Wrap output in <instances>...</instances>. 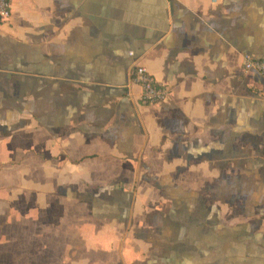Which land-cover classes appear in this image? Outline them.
Instances as JSON below:
<instances>
[{"label":"crops","instance_id":"0c3cea01","mask_svg":"<svg viewBox=\"0 0 264 264\" xmlns=\"http://www.w3.org/2000/svg\"><path fill=\"white\" fill-rule=\"evenodd\" d=\"M10 2L6 264H264V75L242 63L264 57V0ZM134 63L164 100L141 102Z\"/></svg>","mask_w":264,"mask_h":264},{"label":"built area","instance_id":"2783aa9c","mask_svg":"<svg viewBox=\"0 0 264 264\" xmlns=\"http://www.w3.org/2000/svg\"><path fill=\"white\" fill-rule=\"evenodd\" d=\"M12 15L10 0H0V23ZM133 53V51H130ZM244 69H255L264 75V57L250 52L243 53ZM130 80L140 86L139 98L142 103L154 104L164 100L169 93V86L158 81L148 67L141 63H134L130 69Z\"/></svg>","mask_w":264,"mask_h":264},{"label":"rangeland","instance_id":"374dc122","mask_svg":"<svg viewBox=\"0 0 264 264\" xmlns=\"http://www.w3.org/2000/svg\"><path fill=\"white\" fill-rule=\"evenodd\" d=\"M90 200H91V205L93 206V205H95L96 206V204H95V198H93V196L90 198ZM97 207V206H96ZM48 238V240H49V242H52V243H55L56 241L54 240V239H50V237H47ZM63 239H65V237H62ZM70 238H72L71 236H70ZM73 241H74V244H77V242H79V240H78V238L75 236V237H73ZM61 243H62V245H63V242H60V243H56L58 246H61ZM48 254V253H47ZM63 253L62 252H52L51 254H49V256H52L51 257V259H49V258H47L48 260V262L50 261V262H52V264H56L57 263V260L59 261L60 259H61V255H62ZM20 255H22V253H20ZM31 255H33V253H31ZM18 256V253L17 252H11V253H8V252H6V253H4V256H2L1 255V253H0V261H2L3 260V262L6 264V263H10V262H12V261H14L15 259H16V257ZM34 258V257H33Z\"/></svg>","mask_w":264,"mask_h":264}]
</instances>
